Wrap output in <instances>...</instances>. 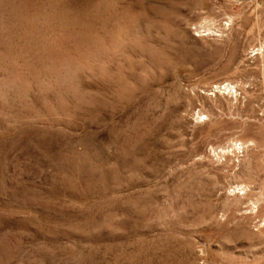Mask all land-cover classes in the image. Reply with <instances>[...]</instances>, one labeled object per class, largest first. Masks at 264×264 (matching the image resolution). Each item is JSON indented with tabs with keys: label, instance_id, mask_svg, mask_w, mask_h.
<instances>
[{
	"label": "rangeland",
	"instance_id": "rangeland-1",
	"mask_svg": "<svg viewBox=\"0 0 264 264\" xmlns=\"http://www.w3.org/2000/svg\"><path fill=\"white\" fill-rule=\"evenodd\" d=\"M4 1L0 264H264V0H122L108 78L74 82L39 52L96 0Z\"/></svg>",
	"mask_w": 264,
	"mask_h": 264
},
{
	"label": "bare ground",
	"instance_id": "bare-ground-1",
	"mask_svg": "<svg viewBox=\"0 0 264 264\" xmlns=\"http://www.w3.org/2000/svg\"><path fill=\"white\" fill-rule=\"evenodd\" d=\"M6 1V0H5ZM5 1H4V3H5ZM16 1V0H15ZM28 1L29 0H27V3L26 4H28L29 5V3H28ZM31 1H33V0H31ZM30 1V2H31ZM37 1V0H36ZM47 1V0H46ZM54 1H56V0H54ZM9 2V1H8ZM17 2V1H16ZM51 2H53V1H51ZM47 3V4H52V3ZM121 2H122V0H96V2L93 4V5H89L88 4V6H87V9H85L84 11L86 12V15H85V17L87 16V15H90V17L89 18H87V19H85L84 20V18H81V17H79V16H74V14H75V12H73V10H72V8H71V6L68 8V10H70L71 9V16H72V18H71V16L69 17L70 18V23L71 24H73V26H74V29L73 30H71L70 32V34L68 35V31H67V37L68 38H70L71 39V43L72 44H69L70 46H71V52L69 51L67 54L66 53H64L63 52V54H58L59 52L57 51V50H55V49H53V48H50V47H47V45L45 46V44H43L44 45V47H46L47 49L48 48H50L48 51H47V49H46V52H44V54H42L43 52V50L42 51H36L37 53L39 52L41 55H42V57H44V59H42V60H44V62L45 63H43L44 64V71L46 72V70L47 71H61V72H63V73H65L67 76V79H69V81H72V82H74L75 80H76V75H77V72L79 71V70H81V69H83V68H88V69H92V64L91 63H93V62H96V61H98V63H97V66H95V69L97 70V72L98 73H100V75H102L103 76V78L104 77H107L108 78V76H107V74L108 73H106L107 71V68H105L104 67V65H103V61L101 60V58L102 57H104L106 54L108 55V53L107 52H109L110 50H114V51H117L118 52V50H122L121 49V47L123 46V42H122V22L123 21H121V20H125L126 18L125 17H128L129 16V13H130V10H129V8H130V6H129V8L128 7H124V5H123V8L121 7L122 5H121ZM34 3H36V2H34ZM38 3V2H37ZM43 3V2H42ZM63 3V2H62ZM124 3V2H123ZM122 3V4H123ZM7 4H8V6H10V7H8V8H11L10 9V11L12 10V6L11 5H9V3H6V6H7ZM12 4L13 5H15V2L13 1L12 2ZM17 4H18V2H17ZM22 4V3H21ZM20 4V5H21ZM33 4V3H32ZM53 4H54V2H53ZM52 4V5H53ZM57 4V3H56ZM59 4V3H58ZM19 5V6H20ZM34 5V4H33ZM37 5V4H36ZM63 5V4H62ZM61 5V6H62ZM125 5H126V3H125ZM51 6V5H50ZM56 6V5H55ZM60 6V5H59ZM28 7V6H27ZM37 7V9H39V7H40V10H41V5L38 7V6H36ZM52 7V6H51ZM98 8L96 11V13L97 14H94L93 16H92V9L93 8ZM23 8V7H22ZM53 8V7H52ZM57 8V7H56ZM104 8V9H103ZM6 9V8H5ZM25 9V8H24ZM28 9V8H27ZM37 9H36V11H37ZM47 9V10H46ZM46 9H43L42 11L43 12H45L44 14L46 15V16H48V17H55V15L56 16H58V12H55V11H52V9L50 8L49 10H48V7L46 8ZM103 9V10H102ZM14 10V9H13ZM15 10H17V7H16V9ZM21 10V9H20ZM32 10L33 9H31V12H32ZM63 10V9H62ZM65 10V9H64ZM24 11H27V10H24ZM33 11H35V9L33 10ZM12 12V11H11ZM11 12H10V14H11ZM15 11H13V13H14ZM21 12H22V10H21ZM42 12V13H43ZM70 12V11H69ZM7 13V12H6ZM9 13V12H8ZM16 13V12H15ZM14 13V14H15ZM35 13V12H34ZM38 12H36L35 13V15L37 14ZM65 13V12H64ZM9 14V15H10ZM13 14V15H14ZM20 14V13H19ZM22 14V13H21ZM27 13H25V15H26ZM30 14V13H29ZM32 14H33V12H32ZM43 14V15H44ZM16 15V14H15ZM25 15L23 16V17H25ZM39 15H42L41 14V11H40V13H39ZM42 15V16H43ZM52 15V16H51ZM76 15V14H75ZM5 16V15H4ZM41 16V17H42ZM66 16H67V14H66ZM13 17V16H12ZM18 17H20L19 15H18ZM31 17V15H29V18ZM36 17H38V16H36ZM36 17H35V19L34 20H36ZM44 18L45 19V21H46V19H49V18ZM52 17V18H53ZM59 18H60V16H58ZM88 17V16H87ZM124 17V18H123ZM130 17V16H129ZM128 17V18H129ZM6 18H8V15H7V17ZM26 18H28L27 16H26ZM40 18V17H39ZM38 18V19H39ZM67 18H68V16H67ZM66 18V19H67ZM13 19V18H12ZM31 19V18H30ZM44 19H43V21H44ZM54 19V18H53ZM56 19H58V18H56ZM55 19V20H56ZM19 20V19H18ZM23 20V19H22ZM33 19H31V21H32ZM50 20H52V19H50ZM54 20V21H55ZM59 20H61V19H59ZM31 21H29V22H31ZM38 21V20H37ZM53 21V20H52ZM51 21V23L53 24V22ZM57 21V20H56ZM55 21V22H56ZM21 22V21H20ZM19 22V23H20ZM23 22V21H22ZM22 22H21V25H22ZM33 22V21H32ZM65 22V21H64ZM23 23H26V22H23ZM34 23V22H33ZM32 23V24H33ZM35 23H36V21H35ZM57 23V22H56ZM69 23V22H68ZM38 24V23H37ZM42 24V23H41ZM46 24V23H45ZM58 24V23H57ZM35 25V24H34ZM32 26V25H31ZM55 26H57V25H55ZM54 26V27H55ZM59 26V25H58ZM57 26V27H58ZM22 27V26H21ZM23 27H25V25L23 26ZM22 27V28H23ZM27 27V26H26ZM28 27H30L29 26V24H28ZM76 27V28H75ZM20 28V27H19ZM38 28V27H37ZM56 28V27H55ZM55 28H54V30H55ZM61 28V27H60ZM27 29V28H26ZM26 29L23 31L24 33H26ZM28 29H32V28H28ZM39 29V28H38ZM59 29V28H58ZM21 30V29H20ZM35 27H34V30L32 29L31 31H32V33L31 34H33V33H35L34 34V36L36 35V32H35ZM44 30V29H43ZM53 30V29H52ZM68 30H70V29H68ZM34 31V32H33ZM40 31H42V30H40ZM58 31V30H57ZM20 32V31H19ZM28 32V31H27ZM55 33H57V32H55ZM59 33V32H58ZM21 34V33H20ZM27 34V33H26ZM29 34V33H28ZM39 34V33H38ZM46 34V33H45ZM10 35V34H9ZM23 35H25V34H23ZM58 35V34H57ZM60 35V34H59ZM32 37V38H35V37ZM23 37V36H22ZM25 38H26V35L24 36ZM27 37H28V35H27ZM30 37V36H29ZM43 37V36H42ZM59 37V36H58ZM61 37V36H60ZM66 37V38H67ZM38 38V37H37ZM41 38V37H40ZM39 38V39H40ZM55 38V37H54ZM57 38V37H56ZM126 38V37H125ZM23 39V38H22ZM63 39H64V36H63ZM132 39V38H131ZM24 40V39H23ZM27 40V39H26ZM41 40V39H40ZM51 40V39H50ZM61 40V39H60ZM34 41V40H33ZM54 41V40H53ZM58 41H59V39H58ZM64 42H65V40H63ZM66 41L68 42L69 40H67L66 39ZM140 41V40H139ZM137 42V43H134L135 45L136 44H138V46L139 45H141V47L143 48V50L145 49L146 51L147 50H150V49H152L151 47H153V46H149V45H147V46H149L148 48L146 47V44H143V43H141V42ZM24 42H26V41H24ZM36 43H38L39 41H35ZM61 42V41H60ZM27 43H29V42H27ZM41 43V42H40ZM50 43V42H49ZM63 43V42H62ZM24 44H26V43H24ZM30 44V43H29ZM28 44V49H27V51L29 50V48H32L31 47V45H29ZM32 45H33V43H31ZM35 44V43H34ZM52 44V43H51ZM64 44V43H63ZM66 44V43H65ZM68 44V43H67ZM36 45V46H35ZM35 45H33L34 46V48L35 47H37V45L38 44H35ZM41 45V44H40ZM49 45V44H48ZM57 45V44H56ZM61 46V45H60ZM137 46V45H136ZM39 48H41V46H38ZM62 47H63V45H62ZM140 47V48H141ZM10 48V47H9ZM25 48H27L26 46H25ZM43 48V47H42ZM67 49V45H66V47H64V49ZM69 48V47H68ZM123 48V47H122ZM37 49V48H36ZM35 49V50H36ZM34 50V49H33ZM69 50H70V48H69ZM29 51H31V50H29ZM68 51V50H67ZM11 52H13V51H11ZM33 52V51H32ZM35 52V53H36ZM42 52V53H41ZM120 52V51H119ZM36 53V54H37ZM37 54V55H40V54ZM62 53V52H61ZM148 53H149V51H148ZM152 53V52H151ZM33 54V53H32ZM156 54V53H155ZM106 55V56H107ZM105 56V57H106ZM40 57V56H39ZM40 59V58H39ZM38 60V59H37ZM104 60V59H103ZM41 62V61H40ZM39 62V63H40ZM41 64H42V62H41ZM13 67V66H12ZM118 68H120V67H118ZM46 69V70H45ZM106 69V70H105ZM122 69H118V71H121ZM35 72V71H34ZM49 73V72H48ZM55 73V72H54ZM53 73V74H54ZM49 75H50V73H49ZM52 75V74H51ZM55 75L56 76H60L58 73H55ZM120 75V74H119ZM110 76V75H109ZM54 77V76H53ZM61 77V76H60ZM78 78H79V75L77 76ZM120 77V76H119ZM57 78V77H56ZM116 78H118V77H116ZM20 79V76L18 75V74H14V73H12V74H8V77L7 78H5V80H6V84L9 86V85H15V87L16 88H18V89H21V88H23L24 86H25V83H24V81H20L19 80ZM61 79V78H60ZM63 79H65V78H63ZM120 79V78H119ZM62 80V79H61ZM78 80V79H77ZM63 81V80H62ZM65 81V80H64ZM60 82V81H59ZM118 82V81H117ZM74 85H75V83H74ZM26 87V86H25ZM76 87H80V86H78V85H76L75 87H74V91L76 92H73V90H71L72 92H73V94L74 95H79L80 96V99H82L81 97H83V95L84 96H87V93H89L88 91H85V94H83L84 92H83V89L82 90H80V92H81V94L79 93V94H77L78 92H79V89H81V87L78 89H76ZM23 91H24V89H23ZM25 92V91H24ZM83 92V93H82ZM87 92V93H86ZM19 93H22L23 94V92H22V89H21V92H19ZM3 96V95H2ZM90 96L91 95H89L88 94V98H90ZM75 97H77V96H75ZM86 97V98H87ZM77 98H79V97H77ZM85 97L83 98L84 100L86 99ZM82 99V100H83ZM79 100V99H78ZM5 101H7V100H5ZM4 101V102H5ZM245 188L244 187H240L239 189H237V193L238 194H243L244 193V190ZM243 191V192H242ZM234 192V191H233ZM236 193V194H237ZM235 194V193H234Z\"/></svg>",
	"mask_w": 264,
	"mask_h": 264
},
{
	"label": "built area",
	"instance_id": "built-area-1",
	"mask_svg": "<svg viewBox=\"0 0 264 264\" xmlns=\"http://www.w3.org/2000/svg\"><path fill=\"white\" fill-rule=\"evenodd\" d=\"M230 87H231V84L230 83L224 82L222 84H219L216 88L223 89L224 91H226Z\"/></svg>",
	"mask_w": 264,
	"mask_h": 264
}]
</instances>
